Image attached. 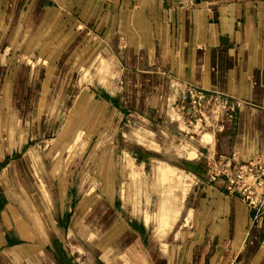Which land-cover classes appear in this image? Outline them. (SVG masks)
Segmentation results:
<instances>
[{"label":"crops","instance_id":"obj_1","mask_svg":"<svg viewBox=\"0 0 264 264\" xmlns=\"http://www.w3.org/2000/svg\"><path fill=\"white\" fill-rule=\"evenodd\" d=\"M13 51L32 62L27 83L30 74L36 75L31 70L35 66L43 74L39 82L50 76V82L57 83L63 69L89 65L100 55L117 73L108 79L116 84L109 104L123 112L126 105L144 115L150 110L154 120L165 115V123L175 98L173 84L237 98L242 103L234 119L217 133L204 158L210 166L225 157L234 162L264 160V0H0V85H9L5 92L11 111ZM48 68L52 72L46 74ZM10 175L9 169L2 173L3 178ZM224 184L222 176L207 177L204 201L209 199L210 211L200 220L193 215L178 225L172 241L155 240L148 223L126 217L122 205H106L107 213L115 212L114 219L134 237L128 251L136 252L143 264H264V211L247 205ZM38 206L32 212L20 208V213L39 211L40 218ZM188 210L196 212L193 206ZM91 215L86 212L75 220L81 221L79 236L88 233L85 219ZM74 216L71 212L69 221ZM65 231L68 236L69 225ZM14 238L4 206L0 264H23L22 254L33 250ZM11 249L15 255L9 254ZM66 258L65 264H75Z\"/></svg>","mask_w":264,"mask_h":264},{"label":"rangeland","instance_id":"obj_2","mask_svg":"<svg viewBox=\"0 0 264 264\" xmlns=\"http://www.w3.org/2000/svg\"><path fill=\"white\" fill-rule=\"evenodd\" d=\"M12 56V111L9 85H0V209H9L14 240L33 248L22 254L23 264H65L66 257L75 264H143L128 251L134 237L114 219L115 212L107 213L112 202L123 206L126 217L143 218L157 241H172L178 225L208 214L205 185L213 166L204 157L228 121L222 127L211 118L207 125H192L171 104L166 123L165 115L152 119L150 110L144 115L129 105L124 112L113 107L108 100L116 84L108 79L116 68L100 55L89 65L63 69L57 83L50 76L39 82L36 66L27 83L32 62L18 51ZM205 132L212 134L205 137L208 144L199 139ZM184 162L199 164L197 173L185 170ZM7 169L12 179L3 178ZM20 185L27 187L25 199L39 205L41 223L39 211L20 213ZM69 207L76 215L71 221ZM86 212L92 213L85 219L88 233L79 236L81 221L75 220Z\"/></svg>","mask_w":264,"mask_h":264},{"label":"built area","instance_id":"obj_3","mask_svg":"<svg viewBox=\"0 0 264 264\" xmlns=\"http://www.w3.org/2000/svg\"><path fill=\"white\" fill-rule=\"evenodd\" d=\"M175 98L171 109L179 112L188 123L207 125L213 121L231 122L235 111L242 101L220 91H205L191 84H173ZM211 124H208L210 126ZM210 177H224L228 191H237L241 198L255 210L264 211V160L250 159L246 162H234L225 157L217 160L212 167Z\"/></svg>","mask_w":264,"mask_h":264},{"label":"bare ground","instance_id":"obj_4","mask_svg":"<svg viewBox=\"0 0 264 264\" xmlns=\"http://www.w3.org/2000/svg\"><path fill=\"white\" fill-rule=\"evenodd\" d=\"M206 133L208 134V133H210V132H205L204 134L202 133V135H201L202 137L200 136L201 138H199L201 141H202V139L204 138L203 140H204L205 143H206L205 137H206V136H211V135H212V134H211V135H209V134L207 135ZM207 138H209V137H207ZM207 138H206V139H207ZM212 138H213V137H212ZM210 139H211V137H210ZM207 140H208V143L211 142V140H210V141H209V139H207ZM201 143H202V142H201ZM208 143H206V144H208ZM41 185H43V184H41ZM20 186H21L20 188L17 187V191H15V192L20 193V195L23 197V198H22V204L24 205V208H25L26 210H30L31 212L34 211L33 209H35L36 206H38V205H37V202H36V201H35V202H31V201H30V200H31L30 198H29V199H30L29 201H28L27 199H25V198H27V197H26V196H27V195H26V194H27V187H25L24 185H20ZM41 188H42V187H41ZM24 199H25V200H24ZM38 207H39V206H38ZM19 208H22V207L20 206ZM159 219H160V218H159ZM39 220H42V218H41V217H40V218L37 217V222H40ZM40 223H41V222H40ZM9 254H10V255H12V254L15 255V250H13V249L9 250Z\"/></svg>","mask_w":264,"mask_h":264},{"label":"trees","instance_id":"obj_5","mask_svg":"<svg viewBox=\"0 0 264 264\" xmlns=\"http://www.w3.org/2000/svg\"><path fill=\"white\" fill-rule=\"evenodd\" d=\"M185 170L191 171L193 173H197V170H199V164L194 165L190 162H184L183 166H182Z\"/></svg>","mask_w":264,"mask_h":264}]
</instances>
